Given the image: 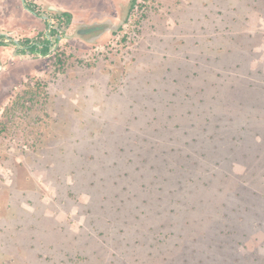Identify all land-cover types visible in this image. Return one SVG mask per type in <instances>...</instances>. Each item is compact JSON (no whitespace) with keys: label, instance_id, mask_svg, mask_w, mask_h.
<instances>
[{"label":"rangeland","instance_id":"rangeland-1","mask_svg":"<svg viewBox=\"0 0 264 264\" xmlns=\"http://www.w3.org/2000/svg\"><path fill=\"white\" fill-rule=\"evenodd\" d=\"M132 1L0 77V264H264V0Z\"/></svg>","mask_w":264,"mask_h":264},{"label":"flooded vegetation","instance_id":"flooded-vegetation-1","mask_svg":"<svg viewBox=\"0 0 264 264\" xmlns=\"http://www.w3.org/2000/svg\"><path fill=\"white\" fill-rule=\"evenodd\" d=\"M110 1L112 3V0ZM61 2L59 4L52 0H0V77H5L8 65L15 63L14 59H49L61 49L66 40H80L85 43L84 39L109 26L108 23L102 22L88 25L89 21L98 19L97 13L79 20L69 8L72 0ZM132 3L127 4L125 10L120 8L122 19H126ZM108 16L111 15L101 19ZM80 30L89 32L82 33Z\"/></svg>","mask_w":264,"mask_h":264},{"label":"water","instance_id":"water-1","mask_svg":"<svg viewBox=\"0 0 264 264\" xmlns=\"http://www.w3.org/2000/svg\"><path fill=\"white\" fill-rule=\"evenodd\" d=\"M112 3L114 4V6L117 8V19L114 20L113 18H111L110 16L105 17L101 20L98 19H93L91 21L88 22V25H92V24H96L98 22H102V23H108L109 26H107V28H105L103 31H101L100 33L93 35L89 38L84 39V41L86 43L92 44L97 42L101 36L105 33H114L117 32L119 30V28L122 26V24L124 23V20L121 19L120 17V8L124 7V5L126 3L131 4L132 0H112ZM93 29H95V27H93ZM80 32L82 33H86L89 32V30H80ZM59 41V40H58Z\"/></svg>","mask_w":264,"mask_h":264},{"label":"crops","instance_id":"crops-1","mask_svg":"<svg viewBox=\"0 0 264 264\" xmlns=\"http://www.w3.org/2000/svg\"><path fill=\"white\" fill-rule=\"evenodd\" d=\"M61 1V0H60Z\"/></svg>","mask_w":264,"mask_h":264}]
</instances>
